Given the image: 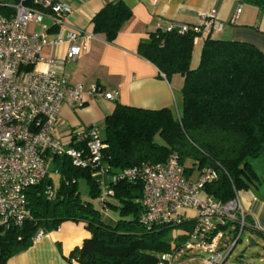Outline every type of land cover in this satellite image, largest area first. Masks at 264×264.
<instances>
[{
    "label": "trees",
    "instance_id": "16d2710c",
    "mask_svg": "<svg viewBox=\"0 0 264 264\" xmlns=\"http://www.w3.org/2000/svg\"><path fill=\"white\" fill-rule=\"evenodd\" d=\"M235 1L264 13V0ZM9 13V6L0 5L1 15ZM130 19L121 1L107 2L91 20L92 34L112 43ZM163 29L141 40L137 55L164 79L182 78L180 109L175 113L116 104L103 121L101 161L108 167L106 177H99L91 166L74 168L68 157L54 156L51 171L58 184L53 187L48 172L41 183L27 189L31 220L0 236V264L26 249L38 230L54 231L64 222L83 223L90 234L70 254L79 264H159L161 255L179 252L192 222L144 224L142 186L111 179L126 169L164 163L176 155L190 179L193 171H215L216 179L205 184L203 192L221 202L260 181L250 160L264 152V54L252 45L208 35L201 40L198 65L191 69L196 33ZM80 182L88 188V200L80 195ZM110 210L117 212L116 220L107 218ZM252 231L264 237V232Z\"/></svg>",
    "mask_w": 264,
    "mask_h": 264
},
{
    "label": "built area",
    "instance_id": "2783aa9c",
    "mask_svg": "<svg viewBox=\"0 0 264 264\" xmlns=\"http://www.w3.org/2000/svg\"><path fill=\"white\" fill-rule=\"evenodd\" d=\"M9 10L6 16L0 14V236L11 226L31 220L26 191L46 178L54 156L68 157L74 168L91 166L99 177L108 176V167L101 161L104 144L98 127L69 131L61 137L55 131L63 106L79 109L86 95L108 101L117 97L97 83L69 82L64 67L87 51L93 34L67 26L71 12L67 4L62 0H19ZM163 28L179 33L192 29L196 44L220 33L222 24L210 12L199 25L169 23ZM62 45L67 46L62 55H43L45 49ZM81 144L84 149L75 148ZM111 179L142 186L144 224L176 226L191 221L181 249L207 255L206 264H228L242 232L256 230L238 193L226 202L204 194V185L216 179L214 170L203 169L196 179H190L176 155L164 163L123 170ZM98 203H103L102 198ZM188 211L193 212L190 218ZM103 212H107L105 206ZM44 234L38 230L33 239ZM173 256L161 255L159 264H171Z\"/></svg>",
    "mask_w": 264,
    "mask_h": 264
},
{
    "label": "crops",
    "instance_id": "0c3cea01",
    "mask_svg": "<svg viewBox=\"0 0 264 264\" xmlns=\"http://www.w3.org/2000/svg\"><path fill=\"white\" fill-rule=\"evenodd\" d=\"M71 8L66 22L73 30L92 33L93 16L110 1L118 0H62ZM131 12V19L124 25L112 43H107L103 35H92L87 51L74 63L64 67L71 84L97 83L107 92H116L113 101L84 97L81 108L73 110L63 106L56 124L55 134L64 136L69 131L96 126L103 131V121L110 116L116 104L145 110L170 109L175 113L181 106V88L183 80L174 75L164 79L158 70L148 61L137 55V46L148 34L169 23L199 25L204 17L214 12L218 22L227 21L228 17L221 11L235 0H119ZM13 0H0V5H13ZM255 9V18L244 17L226 27L212 38L246 43L254 46L264 54V13ZM63 32H60L62 35ZM199 51L192 52L190 68L197 67L202 41L194 44ZM67 46L58 49H45L44 56L62 55ZM264 162V152L258 157ZM260 169V168H259ZM254 172L255 169H253ZM261 171V169H260ZM257 175V173H256ZM198 173L193 171L191 179ZM256 185L248 190L238 192L249 222L256 230L264 232V174L258 176ZM189 218L192 211L186 212ZM252 231V230H251ZM175 235L182 234L180 231ZM90 238L83 223L64 222L57 230L45 232L32 239L24 250L11 256L4 264H79L70 258V254ZM186 257V256H185ZM171 263L173 261H170ZM205 263L204 259L202 261ZM206 264V263H205Z\"/></svg>",
    "mask_w": 264,
    "mask_h": 264
},
{
    "label": "rangeland",
    "instance_id": "374dc122",
    "mask_svg": "<svg viewBox=\"0 0 264 264\" xmlns=\"http://www.w3.org/2000/svg\"><path fill=\"white\" fill-rule=\"evenodd\" d=\"M229 7H225L221 13L224 11V14L228 10L225 16L228 17L227 21L220 22L222 26L226 27L228 23H232V19L235 18L234 22L236 23L238 20L240 21L244 17H250L251 20L255 18V9L253 6L242 4L239 6L236 2H229ZM238 10V12H237ZM217 34V33H215ZM200 46H196L193 48V52L196 53L199 51ZM61 137V136H60ZM261 158H254L250 160V166L252 169H255V174L258 176L264 174V162L260 160ZM261 171H260V169ZM52 169H49V177L53 182V187L55 188L58 184L57 175L53 174ZM79 192L84 200H88V188L86 184L83 182L79 183ZM107 218H111L112 220H116L118 218L117 212L110 210ZM253 241L254 245L249 246L250 242ZM186 256V257H185ZM203 259H208V256L205 254H197L192 252H186L184 250H179L173 258L171 264H205L203 263ZM228 264H264V237L261 235L255 234L250 229H245L241 236L240 241L236 244L232 253L228 258Z\"/></svg>",
    "mask_w": 264,
    "mask_h": 264
},
{
    "label": "water",
    "instance_id": "95a60500",
    "mask_svg": "<svg viewBox=\"0 0 264 264\" xmlns=\"http://www.w3.org/2000/svg\"><path fill=\"white\" fill-rule=\"evenodd\" d=\"M254 245V242L253 241H251L250 242V244H249V246H253Z\"/></svg>",
    "mask_w": 264,
    "mask_h": 264
}]
</instances>
